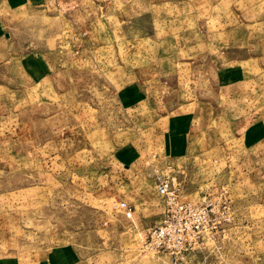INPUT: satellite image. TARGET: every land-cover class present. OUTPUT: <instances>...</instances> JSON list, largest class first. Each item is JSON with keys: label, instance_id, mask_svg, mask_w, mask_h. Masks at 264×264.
<instances>
[{"label": "rangeland", "instance_id": "374dc122", "mask_svg": "<svg viewBox=\"0 0 264 264\" xmlns=\"http://www.w3.org/2000/svg\"><path fill=\"white\" fill-rule=\"evenodd\" d=\"M7 1L0 264H264V0ZM159 174L225 237L150 248Z\"/></svg>", "mask_w": 264, "mask_h": 264}, {"label": "built area", "instance_id": "2783aa9c", "mask_svg": "<svg viewBox=\"0 0 264 264\" xmlns=\"http://www.w3.org/2000/svg\"><path fill=\"white\" fill-rule=\"evenodd\" d=\"M154 183L163 208L160 221L150 228L147 235L150 248L184 258L192 251L215 245L220 235L225 237L226 227L233 219L226 191L221 190L200 203H189L182 200L177 186L167 176L156 175ZM115 209L124 220L132 221L134 208L131 204L119 200Z\"/></svg>", "mask_w": 264, "mask_h": 264}, {"label": "crops", "instance_id": "0c3cea01", "mask_svg": "<svg viewBox=\"0 0 264 264\" xmlns=\"http://www.w3.org/2000/svg\"><path fill=\"white\" fill-rule=\"evenodd\" d=\"M8 1L7 0H0V20L1 18L3 17V15H6L8 14ZM3 26H2V23L0 21V30H2ZM2 34V33H0ZM2 36H0V63L2 61V57H3V52L4 50L2 49V47L5 46L4 44V40L1 38ZM0 69H1V65H0Z\"/></svg>", "mask_w": 264, "mask_h": 264}]
</instances>
